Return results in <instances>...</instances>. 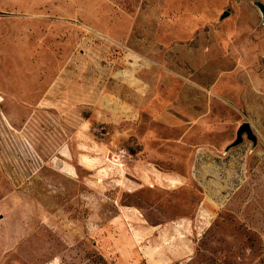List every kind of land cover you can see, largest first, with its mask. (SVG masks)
Returning a JSON list of instances; mask_svg holds the SVG:
<instances>
[{"label":"rangeland","instance_id":"obj_1","mask_svg":"<svg viewBox=\"0 0 264 264\" xmlns=\"http://www.w3.org/2000/svg\"><path fill=\"white\" fill-rule=\"evenodd\" d=\"M255 1L0 0V264H264Z\"/></svg>","mask_w":264,"mask_h":264},{"label":"water","instance_id":"obj_2","mask_svg":"<svg viewBox=\"0 0 264 264\" xmlns=\"http://www.w3.org/2000/svg\"><path fill=\"white\" fill-rule=\"evenodd\" d=\"M254 4L260 9L262 15H263V22H264V3H262L261 1H255ZM229 12H225L222 15V18H225L226 16H228ZM244 135H247V138L249 140H252L254 145H256L257 143V136L254 133L251 124L249 122H245L243 123L238 132H237V138L236 140L231 143L230 145H228V147L226 148V150H229L233 147L238 146L239 144H241L244 141Z\"/></svg>","mask_w":264,"mask_h":264}]
</instances>
